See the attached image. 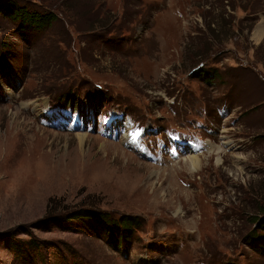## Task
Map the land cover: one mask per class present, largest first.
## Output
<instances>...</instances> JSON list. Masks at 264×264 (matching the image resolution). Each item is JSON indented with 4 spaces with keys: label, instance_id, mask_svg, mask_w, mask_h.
<instances>
[{
    "label": "rangeland",
    "instance_id": "obj_1",
    "mask_svg": "<svg viewBox=\"0 0 264 264\" xmlns=\"http://www.w3.org/2000/svg\"><path fill=\"white\" fill-rule=\"evenodd\" d=\"M12 1L54 20L0 14V264H264V0Z\"/></svg>",
    "mask_w": 264,
    "mask_h": 264
},
{
    "label": "trees",
    "instance_id": "obj_2",
    "mask_svg": "<svg viewBox=\"0 0 264 264\" xmlns=\"http://www.w3.org/2000/svg\"><path fill=\"white\" fill-rule=\"evenodd\" d=\"M0 14L5 15L7 17H11L12 19L18 18L20 24H22L23 26H27L29 28L34 29L36 28L38 30L48 25L54 20V12L49 11L48 13L42 15L27 14L25 10L19 8L12 0H0ZM52 219V221L62 220V222H66L69 220L88 221L89 224L93 223L97 227H100V229L102 230L101 232L104 233L106 236L110 235L113 230L117 229L115 225V223H117V225L121 229V232L113 233L115 237L117 236L118 239H115L114 242H117L118 244L121 239L124 240L125 234H127V238L129 237L128 235L131 234L132 230H127V228H132L137 225V223H135V219H133V216L125 215L124 217L120 218L119 221L113 223L111 220H109V216L107 214L97 210H93L91 208H81L67 214L64 217L53 216ZM257 220L259 221L258 223L260 225L264 224V220ZM258 223H256V225H259ZM104 225H106V228L104 227ZM263 243L264 241H262V244Z\"/></svg>",
    "mask_w": 264,
    "mask_h": 264
},
{
    "label": "bare ground",
    "instance_id": "obj_3",
    "mask_svg": "<svg viewBox=\"0 0 264 264\" xmlns=\"http://www.w3.org/2000/svg\"><path fill=\"white\" fill-rule=\"evenodd\" d=\"M255 36H256V38H260L261 37V33L260 32H257L256 34H255ZM78 138L79 139H82V138H84V135H78ZM125 138V137H124ZM127 139V140H126ZM125 142L127 143H132L133 142V135H132V133H130V134H126V138H125ZM114 147V146H113ZM192 148V147H191ZM190 150V149H189ZM189 152V151H188ZM191 152L193 153H190L189 155H188V158H186L185 160H183V161H181V163L183 164V165H185V167H187L188 168V170L189 171H191V172H195V171H197L199 168H200V164H201V162H200V157H197L196 155H195V151H192L191 150ZM212 152H215L216 154H219V152H220V148H217V149H213L212 148ZM217 156V155H216ZM216 163H220V157H217V159H216Z\"/></svg>",
    "mask_w": 264,
    "mask_h": 264
},
{
    "label": "water",
    "instance_id": "obj_4",
    "mask_svg": "<svg viewBox=\"0 0 264 264\" xmlns=\"http://www.w3.org/2000/svg\"><path fill=\"white\" fill-rule=\"evenodd\" d=\"M194 71H195V69H194V70H192V71H191V73H192V72H194Z\"/></svg>",
    "mask_w": 264,
    "mask_h": 264
}]
</instances>
